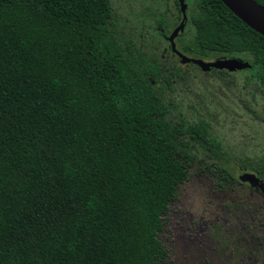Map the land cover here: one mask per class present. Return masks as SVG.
Here are the masks:
<instances>
[{
  "label": "trees",
  "instance_id": "obj_1",
  "mask_svg": "<svg viewBox=\"0 0 264 264\" xmlns=\"http://www.w3.org/2000/svg\"><path fill=\"white\" fill-rule=\"evenodd\" d=\"M186 1L183 53L242 58L264 87V36L221 0ZM114 15L112 0H0V264H166L188 138L220 186L237 181L207 122L171 117L182 66L127 53ZM179 19L160 14L159 35ZM248 169L264 178V157Z\"/></svg>",
  "mask_w": 264,
  "mask_h": 264
},
{
  "label": "rangeland",
  "instance_id": "obj_2",
  "mask_svg": "<svg viewBox=\"0 0 264 264\" xmlns=\"http://www.w3.org/2000/svg\"><path fill=\"white\" fill-rule=\"evenodd\" d=\"M112 4L117 36L127 53L129 46L135 56L159 61L169 71L182 66L187 79L165 90L171 117L207 122L212 136L222 143L223 164L237 179L220 186L218 171L210 175L208 169L216 167L206 154L211 148L186 140L195 161L160 236L169 251L166 264H264V195L239 181V175L251 172L248 164L264 157V87L247 76V70L224 77L181 64L171 43L159 35L156 20L164 13L166 20L180 18L179 25L182 14L175 0H112ZM193 33L186 26L176 38L180 52L182 39Z\"/></svg>",
  "mask_w": 264,
  "mask_h": 264
},
{
  "label": "water",
  "instance_id": "obj_3",
  "mask_svg": "<svg viewBox=\"0 0 264 264\" xmlns=\"http://www.w3.org/2000/svg\"><path fill=\"white\" fill-rule=\"evenodd\" d=\"M238 18L245 22L249 27L264 36V6L256 0H221ZM182 13L180 24L168 36V41L171 43V48L180 59L181 64H195L204 72H210L212 69L227 70L236 72L249 69L252 64L239 57H220L215 60L207 61L202 58L190 57L185 53L180 52L177 48L176 38L185 30L188 22V3L186 0H178ZM239 181L248 183L252 188L261 189L264 192V181L253 172H244L239 176Z\"/></svg>",
  "mask_w": 264,
  "mask_h": 264
},
{
  "label": "flooded vegetation",
  "instance_id": "obj_4",
  "mask_svg": "<svg viewBox=\"0 0 264 264\" xmlns=\"http://www.w3.org/2000/svg\"><path fill=\"white\" fill-rule=\"evenodd\" d=\"M180 22H181V21H180ZM179 24H180V23H179ZM177 26H178V25H177ZM177 26H176V27H177ZM176 27H175V28H176ZM175 28H174V29H175ZM174 29H173V30H174ZM171 33H172V31H171L168 35L164 36V38H165L167 41H168V36H169ZM170 47H171V46H170ZM177 48H178V46H177ZM171 51H172V48H171ZM172 52H173V51H172ZM173 53H174V52H173ZM174 54H175L176 56H178L176 53H174ZM253 173L257 174V176H258L262 181H264V179H263L262 177H260V176H261L260 174H258V173H256V172H253ZM259 175H260V176H259ZM239 176H240V175H239ZM241 183H242V182H241ZM247 184H248V183H247ZM250 187H251V186H250ZM251 188H252V187H251ZM253 189H256V190L261 191V189H258V188H253ZM261 193L264 195V192L261 191Z\"/></svg>",
  "mask_w": 264,
  "mask_h": 264
}]
</instances>
